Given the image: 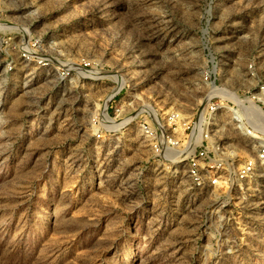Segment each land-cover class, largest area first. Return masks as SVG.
<instances>
[{
	"label": "rangeland",
	"instance_id": "rangeland-1",
	"mask_svg": "<svg viewBox=\"0 0 264 264\" xmlns=\"http://www.w3.org/2000/svg\"><path fill=\"white\" fill-rule=\"evenodd\" d=\"M226 93L264 113V0H0V264H264Z\"/></svg>",
	"mask_w": 264,
	"mask_h": 264
},
{
	"label": "built area",
	"instance_id": "built-area-1",
	"mask_svg": "<svg viewBox=\"0 0 264 264\" xmlns=\"http://www.w3.org/2000/svg\"><path fill=\"white\" fill-rule=\"evenodd\" d=\"M261 90H263V88H261ZM220 98L221 101L217 100L214 102L213 100H210L207 103V120L210 121V124L212 125L211 121L214 120H209L211 115L216 114L217 116V113H219V115H225L226 117L222 119L226 120L227 124H230L239 136L246 139L255 151V155H253L252 158H248L235 173L228 172L224 176V186L233 188L236 184H240L242 181L249 179L253 175L264 176V116H261L260 113L255 112L252 108H250V100L248 99H238L227 93ZM253 99L254 97L251 98V100ZM258 100L259 98H256V101ZM146 119L147 120L142 121L139 126L140 132L144 134V137L149 142H151L150 145L153 153L156 156H159L162 150V145L159 139L164 138L158 137L156 130H154L151 126L148 117H146ZM201 125L203 126V123ZM211 125L209 126V131L204 127V132L198 133V139H204L203 142L206 145L209 144L208 139L211 138ZM169 142L170 141L166 142L167 145H170ZM217 148L218 145L216 144V151L218 150ZM198 156L203 160L206 153L201 150L200 153H198ZM197 168V161L196 159H193L191 164V174L194 177H197L198 175ZM218 170L219 169L216 168V171Z\"/></svg>",
	"mask_w": 264,
	"mask_h": 264
},
{
	"label": "bare ground",
	"instance_id": "bare-ground-1",
	"mask_svg": "<svg viewBox=\"0 0 264 264\" xmlns=\"http://www.w3.org/2000/svg\"><path fill=\"white\" fill-rule=\"evenodd\" d=\"M89 78H91V79H99L100 77L99 76H94V75H90L89 76ZM121 85H122V83H121ZM121 85H119V86H121ZM120 88V87H119ZM118 90V89H117ZM117 90H115V92L117 91ZM217 93V92H216ZM215 93V94H216ZM216 95H219V94H216ZM109 100V97L107 98V100H106V102ZM249 106H250V108H252L255 112H258V113H260L261 114V116H264V113L263 112H261V111H259V109L250 101L249 102ZM149 112H151L150 111V109H149ZM106 119H107V117H106ZM200 124H201V122H202V120H199L198 121ZM209 125V124H208ZM201 126V125H200ZM199 127V124H198V126H197V129H196V132L195 133H192V135H191V137H193L194 139H198V133H200V132H204V130L203 129H200V128H198ZM196 128V127H195ZM196 133H197V135H196ZM194 135V136H193ZM193 143L191 142V141H189V143H188V148L190 149V150H192V148H193Z\"/></svg>",
	"mask_w": 264,
	"mask_h": 264
}]
</instances>
